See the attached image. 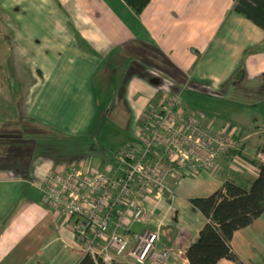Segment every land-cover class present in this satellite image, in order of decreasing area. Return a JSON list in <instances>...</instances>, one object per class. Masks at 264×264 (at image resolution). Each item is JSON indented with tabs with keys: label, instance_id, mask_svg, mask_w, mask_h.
<instances>
[{
	"label": "crops",
	"instance_id": "obj_1",
	"mask_svg": "<svg viewBox=\"0 0 264 264\" xmlns=\"http://www.w3.org/2000/svg\"><path fill=\"white\" fill-rule=\"evenodd\" d=\"M41 6L56 15L53 24L48 26L45 18L33 24L22 19L30 8L39 12ZM233 6V0H150L135 15L122 0H0V12L13 11L22 21L4 22L22 42L15 68L36 80L35 88H24L17 117L55 139L77 142L79 138L87 147L90 141L95 143L90 151L97 153L83 160L102 170L113 157L103 160L100 155L106 150L86 136L95 129L99 114L109 112L111 97L119 92L126 105V125L135 126V131L151 106L180 89L214 97L221 105L232 103L228 96L239 86L245 94H261L264 31ZM159 54L183 75L181 81L155 66ZM260 104L264 95L248 106L255 109ZM5 111L0 108V116L7 117L0 120V264H77L84 253L72 232V220L45 207L37 188L48 171L69 163L64 162L69 157L46 158L49 147L10 125ZM235 121L238 124H228V134L236 146L215 172L174 179L172 197L164 195L155 202L151 196L141 202L149 218L133 224L130 232L159 230L158 245L172 250L167 264H188L186 249L206 222L190 200L210 196L225 181L248 190L258 166L264 164V110L248 121ZM242 123L251 130H241ZM255 140L260 145L248 159L243 150ZM110 141L117 143L114 138ZM134 141L125 146L139 149L140 142L136 137ZM36 149L44 156L35 155ZM238 156H244L248 165H238L234 158ZM230 246L241 263L264 264V211L233 233ZM116 263L136 264L126 254ZM217 264L236 263L221 259Z\"/></svg>",
	"mask_w": 264,
	"mask_h": 264
},
{
	"label": "built area",
	"instance_id": "obj_2",
	"mask_svg": "<svg viewBox=\"0 0 264 264\" xmlns=\"http://www.w3.org/2000/svg\"><path fill=\"white\" fill-rule=\"evenodd\" d=\"M181 92L149 108L135 131L139 149L124 146L102 170L70 161L38 184L43 205L72 220L78 246L94 260L112 264L126 254L136 264H167L172 250L158 245L159 230L130 232L149 218L142 200L172 197L174 179L215 172L236 146L229 125L213 130L184 113Z\"/></svg>",
	"mask_w": 264,
	"mask_h": 264
},
{
	"label": "rangeland",
	"instance_id": "obj_3",
	"mask_svg": "<svg viewBox=\"0 0 264 264\" xmlns=\"http://www.w3.org/2000/svg\"><path fill=\"white\" fill-rule=\"evenodd\" d=\"M27 6V5H26ZM44 6V5H43ZM27 7H31L30 5ZM47 7H40V11L33 10L35 8H30L28 11L23 13L22 19L24 21H28L30 24L35 23V20L38 18H45L46 24L49 26L54 23V19L56 15L52 14ZM2 12V13H1ZM0 12V108H3L4 111H8L9 115V123L10 125H16V127L21 131V133H29L32 137L34 136V140L43 141V145L50 147V151L45 154L46 158H53L54 156H67L70 160H65L64 162L69 161H77L80 160L79 158L83 159L84 157H89L97 153H94L90 150L92 145H94L91 141L89 142V147L86 145L88 144L86 141L80 140L78 138L77 142H69L64 139H59L48 131H44L36 126L27 125V123L22 122L17 117V112L15 111L17 105H20L21 100L25 97L24 95V88H35L36 82L35 79L29 78V73L23 71L22 74L18 73L15 66L17 64L18 57L22 56L20 52V45H22L21 40L18 37L15 38L17 34L13 28L10 30H6L4 27V22L7 20L12 22L13 25L20 23L22 24L21 20H17L15 18L16 15L13 11H6L1 9ZM21 16V14H20ZM63 17L60 15V19ZM44 20V19H43ZM14 29L17 31L18 26H14ZM19 38H21L19 36ZM136 53H140L136 50ZM19 54V56H18ZM139 55V54H138ZM23 57H25L23 55ZM20 59V58H19ZM21 60V59H20ZM20 62V61H19ZM22 63V61H21ZM20 64V63H19ZM23 65V63H22ZM155 66H161L160 58H156ZM158 71V70H157ZM116 81H113L112 84L114 85ZM166 84V83H165ZM22 94V95H20ZM264 95V91L261 94H245L242 91V88L239 86L237 89L233 91L231 95H229V99H232V103L229 105H221L217 102L216 98H212L208 95H197L189 92L188 90L182 91L180 97V107L185 113L192 114L195 119L204 127H214L217 130H224L223 128L226 125H233L238 124L235 119L238 121L245 118L247 121L249 117L254 116L258 111L264 110V104L257 105L255 109L249 108L248 104L250 101H253L254 98L259 99V97ZM109 96V95H108ZM108 96H104V99H107ZM112 104L109 106V112H103L99 114L95 124V129L93 132L89 133L86 136V139L94 138L96 143L100 145L102 148L106 150L107 153H103V156L100 157L105 160L104 158H111L114 153H117L123 149L125 145H131L135 141V126L127 127L128 121H125L124 118L127 117L126 105L122 96H120V92L118 95H114L111 97ZM162 100V99H161ZM7 101V102H6ZM184 103L188 105V108L184 106ZM8 106L5 108V106ZM185 108V110H184ZM188 109V110H187ZM187 110V111H186ZM3 112V110H1ZM5 111V112H6ZM247 117V118H246ZM6 120L7 117L0 116V120ZM252 120L248 121L250 124ZM135 123V122H134ZM133 123V125H134ZM247 123L239 124L241 130L247 131L251 130L252 126H249ZM225 125V126H224ZM237 126V125H236ZM238 127V128H239ZM213 129V128H212ZM97 130V131H96ZM94 135V137H93ZM117 141V143H112L110 139ZM117 138V139H116ZM45 140V141H44ZM134 141V142H131ZM96 145V144H95ZM250 148L248 150L244 149L243 153L245 154L246 158H251L255 152V150L260 145L257 140L252 141L250 144ZM89 151V152H88ZM100 152L102 150H99ZM98 151V152H99ZM41 153L44 156L43 151L41 149H36L35 155H39ZM108 154V156H106ZM244 156H238L236 160L238 161V165L247 166V161H245ZM191 177V176H186Z\"/></svg>",
	"mask_w": 264,
	"mask_h": 264
},
{
	"label": "trees",
	"instance_id": "obj_4",
	"mask_svg": "<svg viewBox=\"0 0 264 264\" xmlns=\"http://www.w3.org/2000/svg\"><path fill=\"white\" fill-rule=\"evenodd\" d=\"M122 1L135 15H139L150 0ZM233 1V9L236 13L264 31V0ZM161 59L160 67L165 75L176 81L184 78L173 65L164 58ZM47 149L51 150L50 147ZM258 167L257 177L248 190L233 182L225 181L221 188L210 196L190 200L191 207L201 213L206 222L196 239L186 249L185 257L188 264H217L221 259L243 264L231 250L230 241L235 231L250 225L264 211V164ZM77 264L105 263L84 254Z\"/></svg>",
	"mask_w": 264,
	"mask_h": 264
}]
</instances>
